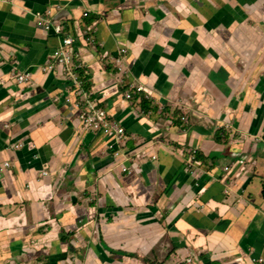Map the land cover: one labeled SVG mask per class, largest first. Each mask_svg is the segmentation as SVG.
<instances>
[{
  "label": "crops",
  "instance_id": "0c3cea01",
  "mask_svg": "<svg viewBox=\"0 0 264 264\" xmlns=\"http://www.w3.org/2000/svg\"><path fill=\"white\" fill-rule=\"evenodd\" d=\"M1 107L0 264H264V0H0Z\"/></svg>",
  "mask_w": 264,
  "mask_h": 264
},
{
  "label": "built area",
  "instance_id": "2783aa9c",
  "mask_svg": "<svg viewBox=\"0 0 264 264\" xmlns=\"http://www.w3.org/2000/svg\"><path fill=\"white\" fill-rule=\"evenodd\" d=\"M35 15L39 23L43 26L46 31H51L55 35L61 36L60 47L53 51V62L47 64L46 69L52 70L54 67H60L63 72L68 76V78L72 80L73 83L80 84L79 72L81 71L82 66L81 64L74 61L73 55L70 51L71 47L75 42L74 37L69 34H64L63 27L61 26V24L51 21V19L48 17V12L44 14L38 12ZM82 15L87 16L88 12H84ZM92 41L93 40H90L91 43ZM127 53V48L122 47L120 50H118L117 55L114 57L115 67L120 73H125L127 63L125 56L127 55ZM17 79L20 83L26 82L28 80V76L20 74L19 76H17ZM145 90L146 89L143 85H138L133 82H129L128 87L125 90V96L128 99L133 100L135 92L140 93L144 92ZM79 107V118L81 121L86 123L88 127H91L94 130L113 128L119 141L120 139L124 138V128L121 126H117L116 123L111 121L108 112L105 108L95 106L93 103H87L85 105L80 103ZM142 112L151 113L150 110H143ZM186 152V165L191 171V173H194L196 169L199 170L200 166H202V163L198 158L199 151L196 148H191L186 150ZM153 158L155 159L156 156H154ZM6 165H8V163H6ZM226 169L228 168L226 167ZM127 170L128 168L124 167L123 171ZM199 173L201 174V172H197L198 175ZM188 262L189 264H191L193 261L192 259H189ZM254 262L257 261L254 260ZM259 262L261 263L263 262V260L261 259L259 260Z\"/></svg>",
  "mask_w": 264,
  "mask_h": 264
},
{
  "label": "water",
  "instance_id": "95a60500",
  "mask_svg": "<svg viewBox=\"0 0 264 264\" xmlns=\"http://www.w3.org/2000/svg\"><path fill=\"white\" fill-rule=\"evenodd\" d=\"M82 1V0H80ZM102 3L104 2V0H101ZM17 79V78H16ZM3 112L6 111L7 109H5V107H1L0 108ZM9 147V146H8ZM14 148V146H12ZM18 147V146H17ZM9 152V150H7ZM229 151L231 152V157L233 159H240V160H244L245 158H243L242 156V152H243V149L241 147H238V146H229ZM35 156H37V154H34ZM33 156V155H32ZM14 162V161H13ZM202 163V162H201ZM28 165L30 166H33L35 169H43L42 166H41V163L39 161H35V160H30L28 159ZM3 165V164H2ZM4 167V166H3ZM43 171V170H42ZM197 172H201L204 173L206 172V170L204 169V166L202 164V166H200L199 170H195L194 174H197ZM200 174V173H199ZM198 175V174H197ZM77 264H84L83 262L81 263V261L78 259V260H74Z\"/></svg>",
  "mask_w": 264,
  "mask_h": 264
},
{
  "label": "trees",
  "instance_id": "16d2710c",
  "mask_svg": "<svg viewBox=\"0 0 264 264\" xmlns=\"http://www.w3.org/2000/svg\"><path fill=\"white\" fill-rule=\"evenodd\" d=\"M82 83V82H81ZM137 94V93H136ZM136 94H134V95H136ZM139 97V96H138ZM143 108H144V110H149L150 108H151V103L149 102V101H147V100H144L143 101ZM225 135H223V137H224ZM221 137V136H220Z\"/></svg>",
  "mask_w": 264,
  "mask_h": 264
}]
</instances>
